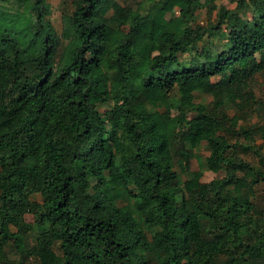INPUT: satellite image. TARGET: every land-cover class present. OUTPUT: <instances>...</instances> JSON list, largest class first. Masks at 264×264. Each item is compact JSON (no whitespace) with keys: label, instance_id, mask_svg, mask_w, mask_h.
Here are the masks:
<instances>
[{"label":"trees","instance_id":"trees-1","mask_svg":"<svg viewBox=\"0 0 264 264\" xmlns=\"http://www.w3.org/2000/svg\"><path fill=\"white\" fill-rule=\"evenodd\" d=\"M221 1L70 0L60 34L0 0V264H264V0Z\"/></svg>","mask_w":264,"mask_h":264},{"label":"rangeland","instance_id":"rangeland-1","mask_svg":"<svg viewBox=\"0 0 264 264\" xmlns=\"http://www.w3.org/2000/svg\"><path fill=\"white\" fill-rule=\"evenodd\" d=\"M123 5L131 4V0H116ZM52 6V20L54 22V25L58 32L62 34L63 31V25H62V15L66 12H68L70 7V0H49ZM221 5L226 6L227 8H235L236 3L232 0H222L220 2ZM18 9V8H17ZM23 9H19L21 12ZM208 22V16L204 13L199 20V23L201 25H206ZM225 40L219 36H213L211 38V41L208 42V46L212 45L213 52L217 51V48L220 46V42H224ZM252 88L255 92L257 100L260 102V110H258V113H250L246 115V120L241 121L240 123L242 125H245V128L249 127V125H260L263 128V131L261 132V135L257 137V144L261 146V150L264 152V75H258L255 81L253 82ZM197 101L210 103L212 101V97L208 95H200L197 96ZM245 116V115H244ZM246 142V141H245ZM202 155H208V152L203 150L201 152ZM244 156L255 163L258 162L254 157L252 153L244 154ZM223 174L218 169H207L202 173L199 172V165L197 160H193L191 163V168L188 174H186L185 178L195 177L202 179L204 182H213L217 178L221 177ZM3 186V179L0 178V188ZM258 196L260 197V203L264 205V184L259 187L258 190ZM36 200H41L40 196L35 197ZM16 216L20 220H24L28 223H32L34 218L31 214L25 213V212H17ZM10 231H15L16 229L13 226H9ZM38 236V235H37ZM37 245L39 248L43 249L44 247V236L40 235L38 236V242ZM41 262H44V259L42 256H40ZM33 264H38L37 262H33ZM217 264V263H212Z\"/></svg>","mask_w":264,"mask_h":264}]
</instances>
